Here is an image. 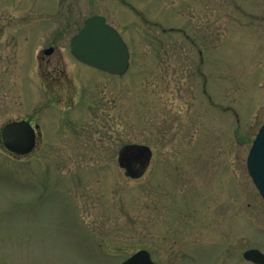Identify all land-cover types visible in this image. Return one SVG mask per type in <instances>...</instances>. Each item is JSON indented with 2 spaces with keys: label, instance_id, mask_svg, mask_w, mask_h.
<instances>
[{
  "label": "rangeland",
  "instance_id": "374dc122",
  "mask_svg": "<svg viewBox=\"0 0 264 264\" xmlns=\"http://www.w3.org/2000/svg\"><path fill=\"white\" fill-rule=\"evenodd\" d=\"M94 15L127 45L125 74L71 55ZM19 120L37 141L25 156L0 143V264L264 253L246 169L264 122V0H0V131ZM127 144L152 152L136 179L117 162Z\"/></svg>",
  "mask_w": 264,
  "mask_h": 264
},
{
  "label": "water",
  "instance_id": "95a60500",
  "mask_svg": "<svg viewBox=\"0 0 264 264\" xmlns=\"http://www.w3.org/2000/svg\"><path fill=\"white\" fill-rule=\"evenodd\" d=\"M54 49L43 51L51 55ZM71 55L84 65L114 75H123L129 68V51L120 34L104 17L95 15L84 21L83 27L70 39ZM36 130L27 121H12L0 131L3 149L13 156L30 154L36 146ZM152 158L151 149L146 145L127 144L118 151L117 162L126 177L136 179L147 170ZM246 167L248 174L264 200V123L258 130L249 150ZM243 258L254 264H264V254L248 250ZM122 264H154L146 251H139Z\"/></svg>",
  "mask_w": 264,
  "mask_h": 264
},
{
  "label": "flooded vegetation",
  "instance_id": "af4514ba",
  "mask_svg": "<svg viewBox=\"0 0 264 264\" xmlns=\"http://www.w3.org/2000/svg\"><path fill=\"white\" fill-rule=\"evenodd\" d=\"M139 251H142V249L141 250H138V251H136L135 253H137V252H139ZM143 251H146V250H143ZM148 254H149V257H150V259H151V261L154 263V264H157L156 262H154V260L152 259V257H151V255H150V253L148 252V251H146ZM135 253H133L132 255H134ZM243 254V253H242ZM131 255V256H132Z\"/></svg>",
  "mask_w": 264,
  "mask_h": 264
}]
</instances>
